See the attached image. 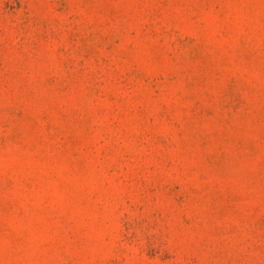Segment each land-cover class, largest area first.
Segmentation results:
<instances>
[{
  "label": "rangeland",
  "instance_id": "1",
  "mask_svg": "<svg viewBox=\"0 0 264 264\" xmlns=\"http://www.w3.org/2000/svg\"><path fill=\"white\" fill-rule=\"evenodd\" d=\"M0 264H264V0H0Z\"/></svg>",
  "mask_w": 264,
  "mask_h": 264
}]
</instances>
